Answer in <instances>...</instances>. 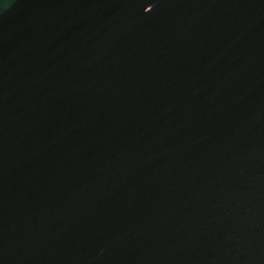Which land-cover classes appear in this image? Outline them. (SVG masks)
I'll list each match as a JSON object with an SVG mask.
<instances>
[{
	"label": "water",
	"instance_id": "95a60500",
	"mask_svg": "<svg viewBox=\"0 0 264 264\" xmlns=\"http://www.w3.org/2000/svg\"><path fill=\"white\" fill-rule=\"evenodd\" d=\"M0 264H264V0H0Z\"/></svg>",
	"mask_w": 264,
	"mask_h": 264
}]
</instances>
